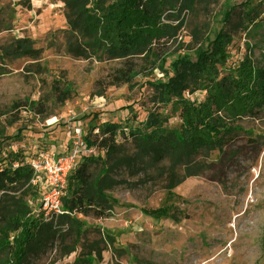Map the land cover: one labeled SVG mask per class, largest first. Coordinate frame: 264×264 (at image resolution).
<instances>
[{
  "label": "rangeland",
  "instance_id": "obj_1",
  "mask_svg": "<svg viewBox=\"0 0 264 264\" xmlns=\"http://www.w3.org/2000/svg\"><path fill=\"white\" fill-rule=\"evenodd\" d=\"M250 7L258 24L245 28L240 16ZM12 9V22L0 27V159L18 153L25 161L39 147L64 151L75 129L86 136L106 121L125 132L148 130L156 108L169 115L170 128H178L179 102L158 104L147 81L164 79L166 64L178 57L194 61L221 30L233 38L229 63L243 58L249 45L264 66V0H147L144 30L156 56L134 59L130 82L113 86L108 83L123 60L87 49L68 25L65 0H23ZM17 40H23L21 50ZM200 84L184 91L185 98L202 101L209 83ZM63 91L69 98L61 101ZM91 112L102 114L81 118ZM233 126L222 151L202 147L188 160L143 154L130 136L119 137L110 156L97 147L81 154L79 164L99 154L105 159L109 216L92 211L70 225L58 218L42 223L23 264H264V107ZM88 168L95 178L102 165L95 161ZM33 187L36 198L26 186L0 194V228L24 204L34 209L40 187ZM0 264H11L8 248L0 249Z\"/></svg>",
  "mask_w": 264,
  "mask_h": 264
},
{
  "label": "trees",
  "instance_id": "obj_2",
  "mask_svg": "<svg viewBox=\"0 0 264 264\" xmlns=\"http://www.w3.org/2000/svg\"><path fill=\"white\" fill-rule=\"evenodd\" d=\"M146 1L65 0L68 25L83 40L87 49L98 56L123 60V66L112 75L108 86L130 82L136 73L134 59L156 56L152 39L144 30L148 26L144 10ZM22 2L0 0V27L3 30L13 20L12 8ZM234 10L225 13V21ZM254 12V7L247 8L240 16V25L246 24L245 28L256 27L258 23ZM232 40L229 33L221 30L205 49L199 50L194 61L185 56L178 57L166 64L164 79L147 81V85L156 92L155 101L158 104L179 102L181 123L178 128H170L169 115L156 108L149 114L148 130L129 127L125 132L120 124L106 121L88 129L84 137L86 146L97 147L105 156H110L118 149L117 139L130 136L136 140L143 154L159 160L166 156L180 161L188 160L192 152L202 147H217L222 151L225 137L237 130L233 124L245 116H255L264 107V66L254 58L249 45L243 58L235 64L229 63L228 47ZM22 42L17 40L16 47L20 50L24 47ZM0 49L3 50L1 45ZM151 68L154 69V66ZM201 79L209 83L204 99L196 102L185 98L184 91L194 92L201 88ZM62 94L61 101L69 98L68 91ZM101 114L91 112L81 118L93 121L98 120ZM95 130L97 133H94ZM95 161L101 163L102 170L92 178L88 165ZM105 163L100 154L96 158H84L80 164L77 162L68 177L62 197L66 212L57 217L62 223L70 225L78 221V214L88 215L92 211H96L99 217L109 216L110 207L106 206L107 197L103 194L107 188L103 181V176L108 172ZM33 177L34 170L28 160L21 161L18 153L7 154L0 159V194L26 186L32 191V197L36 198L38 194L33 187L36 185L31 182ZM22 207L7 216L0 228V249H9L11 264L24 263L32 247L38 244L41 224L45 223L26 204ZM52 226L49 224L50 228ZM76 262L78 259L73 264Z\"/></svg>",
  "mask_w": 264,
  "mask_h": 264
},
{
  "label": "built area",
  "instance_id": "obj_3",
  "mask_svg": "<svg viewBox=\"0 0 264 264\" xmlns=\"http://www.w3.org/2000/svg\"><path fill=\"white\" fill-rule=\"evenodd\" d=\"M84 136L81 129H75L72 141L65 146L64 151L56 152L39 147L36 156L27 158L34 170L31 182L40 187V201L33 204V212L42 222L48 223L66 212L62 197L68 177L81 154L89 155L95 151L94 148L86 146Z\"/></svg>",
  "mask_w": 264,
  "mask_h": 264
},
{
  "label": "bare ground",
  "instance_id": "obj_4",
  "mask_svg": "<svg viewBox=\"0 0 264 264\" xmlns=\"http://www.w3.org/2000/svg\"><path fill=\"white\" fill-rule=\"evenodd\" d=\"M54 121V119H50L48 122L50 123V122H53Z\"/></svg>",
  "mask_w": 264,
  "mask_h": 264
}]
</instances>
